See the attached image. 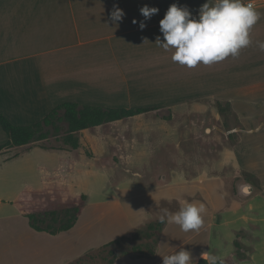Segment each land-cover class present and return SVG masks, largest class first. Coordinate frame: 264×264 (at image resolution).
<instances>
[{"label": "crops", "instance_id": "0c3cea01", "mask_svg": "<svg viewBox=\"0 0 264 264\" xmlns=\"http://www.w3.org/2000/svg\"><path fill=\"white\" fill-rule=\"evenodd\" d=\"M206 2L0 0V113L14 124H24L40 121L67 101L104 107L164 105L175 109L213 99L228 104L238 119L231 129L239 132L237 143L223 149L219 163L243 173L254 171L258 179L254 180L264 193V177L254 166L264 150V51L257 43L264 42V0H252L260 19L250 30L252 42L240 49L238 56L189 68L172 61L174 50L165 51L155 43L157 37L163 38L160 20L170 5L187 7L197 17ZM145 5L157 7L159 12L145 20L140 12ZM114 6L125 13L116 23L111 20ZM140 21L146 23L143 30ZM243 131L253 139L242 135ZM0 142L5 144L7 140L2 136ZM17 149L23 151L1 152L0 166L29 150ZM10 198L0 194V251L3 247L12 251L14 264H92L87 261L91 250L84 253L87 248L77 246L79 242L63 240L75 226L58 235L31 227L24 235L17 232L9 215L1 212L6 202L14 200ZM231 198L247 199L241 198L239 191ZM10 234H15L13 247L8 244ZM176 251L172 248L160 253L159 243L152 256L128 253L117 256L113 264H163L162 255ZM201 254L192 253V264Z\"/></svg>", "mask_w": 264, "mask_h": 264}, {"label": "rangeland", "instance_id": "374dc122", "mask_svg": "<svg viewBox=\"0 0 264 264\" xmlns=\"http://www.w3.org/2000/svg\"><path fill=\"white\" fill-rule=\"evenodd\" d=\"M171 112L172 120L151 113L138 121L122 120L85 130L77 149L32 147L15 161L0 166V194L15 200L28 186L41 189L49 184H63L71 194H86L85 209L74 231L63 240L79 242L77 246L87 248L84 253L101 250L100 255L89 259L92 264H109L112 255L103 246L122 236L129 237L122 241L124 247L151 243L144 235L136 234L141 226L159 220L162 211L149 208L164 199H176L179 204L203 203L206 211L198 231L184 232L179 225L166 223L159 235L160 253L183 248L217 260L234 257L236 264H264V193L254 180L257 174L219 163L223 149L237 143L239 132L231 131L237 125V116L228 104L213 99L197 105L187 103ZM162 114L168 115V111ZM244 134L253 139L248 132ZM0 136V141L2 136L8 141L1 126ZM45 143L62 144L54 138ZM21 150L15 148V152ZM254 166L264 177V150ZM241 183L253 185L255 193L249 198L240 195L247 199H232ZM44 196L50 206L63 205L60 196L50 200L48 191ZM3 207L1 212L7 213L17 232L24 235L30 227L29 219L11 202ZM240 231L243 233L238 237ZM14 235L8 239L11 247L16 242ZM236 239L247 258L233 255ZM99 245H103L97 248L101 249L92 250ZM5 250L3 247L0 251V264H14L12 251Z\"/></svg>", "mask_w": 264, "mask_h": 264}, {"label": "trees", "instance_id": "16d2710c", "mask_svg": "<svg viewBox=\"0 0 264 264\" xmlns=\"http://www.w3.org/2000/svg\"><path fill=\"white\" fill-rule=\"evenodd\" d=\"M166 110L168 111V115L162 114V111ZM171 111V108L165 106L137 108L104 107L67 101L56 106L44 118L33 124H14L6 115L0 113V125L8 136V141L0 145V153L15 148L27 150L35 146L51 150H65L67 147L77 149L80 147V134L85 130L96 129L105 124H112L151 113L157 116L163 115L164 118L172 120ZM60 123H63V125H60ZM51 138H54L57 142H61L62 144L49 145L45 143ZM45 191L50 193V200H56V198L60 196L63 205L50 206L49 201L47 203L44 200ZM87 201L88 196L86 194H71L67 186L63 184L56 187L49 184L41 189L32 186L26 187L19 197L13 200L11 204L17 208L22 216L29 219L32 229L38 232L58 235L75 226L85 209ZM179 207L180 204L178 200L164 199L157 205L151 206L149 211L155 209L163 212L164 209H168L171 212H176L179 210ZM165 225L166 223L161 224L159 220H157L148 222L146 225L139 228L136 236L142 234L147 239H150L152 241L151 243L143 241L129 247H124L122 241L128 240L129 237L122 236L103 246V248H106L108 253L112 255V258L109 259V264H113L117 256L130 252L152 256L155 253L154 247L160 241L159 235ZM237 233L238 237H240L243 232L240 231ZM150 244H152L153 247H149ZM234 244L236 247L235 256L238 259L247 258L248 255L244 251L240 240L236 239ZM100 251L98 253H89L87 259L100 255ZM103 259L106 260L107 257L104 255ZM195 264H208V261L201 257ZM217 264H236V262L234 257H228L225 260H217Z\"/></svg>", "mask_w": 264, "mask_h": 264}, {"label": "clouds", "instance_id": "9594fccd", "mask_svg": "<svg viewBox=\"0 0 264 264\" xmlns=\"http://www.w3.org/2000/svg\"><path fill=\"white\" fill-rule=\"evenodd\" d=\"M145 20L159 12L157 7L145 5L140 9ZM124 10L114 6L111 20L116 23L123 19ZM260 19L252 0H207L200 9L197 17L187 7L178 4L169 6L164 17L160 20V31L163 38L157 37L156 44L165 51H173L172 61L189 68L198 63L210 65L227 58L229 55H239L240 49L247 47L252 41L250 30ZM137 21L134 19L133 24ZM143 30L145 21L139 22ZM264 51V42H257ZM250 185L240 190L244 195L249 194ZM206 211L203 203L181 201L179 210L171 212L164 209L159 216V222L174 223L181 230L198 231L203 224L202 214ZM162 255L160 253H157ZM163 264H192V253L181 249L173 254L162 255ZM208 264H217V257L201 254Z\"/></svg>", "mask_w": 264, "mask_h": 264}, {"label": "water", "instance_id": "95a60500", "mask_svg": "<svg viewBox=\"0 0 264 264\" xmlns=\"http://www.w3.org/2000/svg\"><path fill=\"white\" fill-rule=\"evenodd\" d=\"M245 185H250V186H251L250 189H249V194H248V195H244V194L242 193V191L240 190V189H241L242 187H244ZM238 191H239L240 195H242V196H244V197H248V196H250V195L252 194V192H253V190H252V185L249 184V183H241L240 185H238Z\"/></svg>", "mask_w": 264, "mask_h": 264}]
</instances>
